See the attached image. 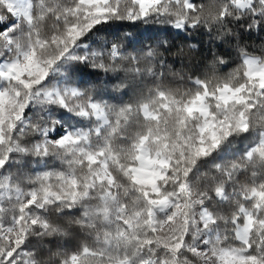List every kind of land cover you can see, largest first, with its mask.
I'll list each match as a JSON object with an SVG mask.
<instances>
[{
	"label": "snow or ice",
	"instance_id": "6c2138e0",
	"mask_svg": "<svg viewBox=\"0 0 264 264\" xmlns=\"http://www.w3.org/2000/svg\"><path fill=\"white\" fill-rule=\"evenodd\" d=\"M0 264H264V0H0Z\"/></svg>",
	"mask_w": 264,
	"mask_h": 264
},
{
	"label": "trees",
	"instance_id": "16d2710c",
	"mask_svg": "<svg viewBox=\"0 0 264 264\" xmlns=\"http://www.w3.org/2000/svg\"><path fill=\"white\" fill-rule=\"evenodd\" d=\"M124 31L131 32L132 35H134V36L137 34V30L136 29L125 28ZM140 32L143 33V29H141ZM120 34L123 35V32H121ZM250 43H255V45H257V49L256 50H257V54H259V47L258 46L262 43V41L259 40V39H257L255 41L250 42ZM204 47H206V45ZM189 57L191 58L192 63H196L197 61H200L201 60V49L198 48V49H195V50L191 51L190 53H188V56H186L185 59H184V64L185 65H188V63H189ZM180 67H181V64H180L179 60H176L173 63L174 70L175 69H178ZM203 70L204 69L201 68V71H203ZM227 70L228 69H225L223 67H221L219 69V71L222 72V73L223 72H226Z\"/></svg>",
	"mask_w": 264,
	"mask_h": 264
}]
</instances>
